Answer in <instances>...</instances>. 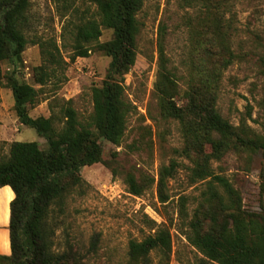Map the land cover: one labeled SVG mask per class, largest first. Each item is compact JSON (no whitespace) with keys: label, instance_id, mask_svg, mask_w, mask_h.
<instances>
[{"label":"rangeland","instance_id":"374dc122","mask_svg":"<svg viewBox=\"0 0 264 264\" xmlns=\"http://www.w3.org/2000/svg\"><path fill=\"white\" fill-rule=\"evenodd\" d=\"M87 17L98 20L95 6L86 0L76 1L73 9H66L60 0H30L27 46L15 73L19 81L38 90L37 101L28 106L32 119L59 116L61 106L72 100L78 119L88 120L91 88L101 86L110 58L91 50L88 57L70 60L73 27ZM136 19L135 64L120 78L135 111L127 118L119 145L98 139L101 159L110 167L97 163L80 169L82 189L67 196L64 213L55 217L59 224L55 245L59 249L71 245L83 258L81 264H125L130 241H141L165 227L172 242L170 259L151 252L148 264H195L201 256L185 239L189 224L197 212L211 215L217 210L216 200L204 202L210 177L202 179V175L223 177L239 194L243 211L261 213L264 159L261 152L241 148H228L219 158L206 157L211 152L208 146L205 155L192 149L185 153L188 135L194 138L199 127L194 122L191 132L187 125L161 114L154 88L157 73L164 63L174 76L178 88L174 101L180 105L191 74L212 71L222 61L224 68L215 70L217 112L232 126L244 127L250 136H263L264 0H143ZM101 30L98 42L109 41L111 30ZM53 44L65 63L37 84L34 69L44 65L41 48L52 49ZM11 70L6 62L1 64L0 159L13 142H37L40 149L46 148L45 140L22 125L14 112L6 81ZM61 123L57 117V129ZM171 164L173 171L164 190L168 200L161 204L156 183L147 184ZM127 172L147 186L140 197L127 192L123 182ZM215 190L225 197L217 184Z\"/></svg>","mask_w":264,"mask_h":264},{"label":"trees","instance_id":"16d2710c","mask_svg":"<svg viewBox=\"0 0 264 264\" xmlns=\"http://www.w3.org/2000/svg\"><path fill=\"white\" fill-rule=\"evenodd\" d=\"M60 1L66 9H73L78 0ZM86 1L95 6L98 20L87 17L74 25L70 60L88 57L94 50L109 57L110 62L101 86L91 88L92 110L88 120L81 122L72 107V100L61 106L59 116L39 120L29 116L28 106L37 101L38 90L19 81L15 70L22 64V53L27 46L25 31L28 29L30 0H0V77L1 64L6 62L12 67L6 81L14 112L19 122L33 129L46 144L42 150L37 142H13L7 156L0 159V188L9 187L14 196L9 204L10 254L0 256V264L82 263L83 258L71 245L66 244L61 249L56 247L59 224L55 217L64 213L67 196L82 189L81 168L97 163L110 167L101 159L98 139L119 145L127 118L135 111L125 98L120 78L135 64L139 30L136 16L143 0ZM102 28L111 30L112 38L99 43ZM41 53L44 65L34 69L37 84H42L65 63L55 44L52 49L41 48ZM159 53L162 59L161 49ZM224 66L219 61L212 71L193 72L187 82L184 102L178 105L174 101L178 89L174 76L161 63L154 85L160 112L187 125L191 132L194 122L197 123L199 128L194 132L195 137L188 135L185 153L192 149L205 155L203 152L208 146L211 152L206 157L219 158L228 148H241L261 152L264 159V135L250 136L244 127H234L223 119L215 108L218 82L215 70ZM57 117L62 120L58 129L55 126ZM172 171L173 164L161 168L157 180L148 181V186L156 183L161 204L168 200L164 190ZM209 175H202V179L210 177L206 182L204 202L216 200V213L197 212L189 224L190 233L185 234L187 243L201 256L195 264H264V209L261 213L243 211L239 194L228 181ZM123 182L127 192L134 197H140L147 187L128 172L123 174ZM215 184L224 189L225 197L217 194ZM179 214L182 215V210ZM94 243L95 240L91 241L92 247ZM151 252H157L169 261L172 242L167 228L160 227L141 241H130L125 264H148Z\"/></svg>","mask_w":264,"mask_h":264},{"label":"crops","instance_id":"0c3cea01","mask_svg":"<svg viewBox=\"0 0 264 264\" xmlns=\"http://www.w3.org/2000/svg\"><path fill=\"white\" fill-rule=\"evenodd\" d=\"M8 193L10 194L9 198L6 196ZM13 197V193L9 187L0 188V256H8L10 254L8 236L9 204Z\"/></svg>","mask_w":264,"mask_h":264}]
</instances>
